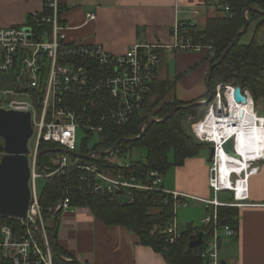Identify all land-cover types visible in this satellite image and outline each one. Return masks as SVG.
<instances>
[{"label": "built area", "instance_id": "built-area-1", "mask_svg": "<svg viewBox=\"0 0 264 264\" xmlns=\"http://www.w3.org/2000/svg\"><path fill=\"white\" fill-rule=\"evenodd\" d=\"M64 1L44 0V11L33 23L0 28V75L6 77L0 90V108L30 113L31 139H35L33 147L28 144L27 155L31 191L29 207L24 218L7 217L13 220L11 222L0 220V264H56L49 231L52 226L45 219L38 182L59 181L72 170L84 174L82 181L94 194L106 196L119 205L134 204L137 193L157 191L172 195L176 213L180 208H187L189 201L205 204L210 216L203 225L211 227L212 233L201 257L207 264H222L220 251L224 240L237 238L239 231L228 225L220 226L218 208L248 206L249 180L259 174V164L264 161V156L243 159L248 168L240 173H223L221 154L228 157L229 165L232 164L231 157L222 148L228 138L213 143L209 137L198 134V127L207 124L211 117H216L214 124L219 127L223 121L231 120L228 94L231 93L234 99V87L219 85L212 102L206 103L207 99L199 101L205 103L207 115L203 121L192 125L196 141L214 149L208 180L212 199L169 192L162 187L159 172L152 171L144 179L129 175L122 169L130 166L118 164L119 157L114 154L116 149L111 154H99L111 150L96 151V145L88 148V141L94 137H98L101 143L106 126H126L136 113L143 110L155 86L162 50L202 53L211 50V46L194 43L191 33L181 29L179 23L173 29L171 45L135 44L124 55L110 54L97 44L70 43L61 19ZM193 14L199 16L200 9H195ZM86 18L94 21L96 14L88 13ZM243 95L252 98L248 91ZM240 110L237 121L246 118V112L241 117ZM256 116H259L257 112ZM261 120L264 125V116H259L257 122L261 124ZM231 124L233 127L237 125L236 122ZM144 129L143 125L141 131ZM79 130L85 133L80 149ZM236 146L234 139L233 151L237 153ZM79 155H84L86 160L83 162ZM113 166L120 170L116 171ZM240 182L244 186L242 191L239 190ZM221 193L232 194V201H220ZM61 197L53 210L54 216L56 213H74L78 209L71 206L70 198L62 190ZM176 217L163 231L172 244L182 234Z\"/></svg>", "mask_w": 264, "mask_h": 264}, {"label": "trees", "instance_id": "trees-1", "mask_svg": "<svg viewBox=\"0 0 264 264\" xmlns=\"http://www.w3.org/2000/svg\"><path fill=\"white\" fill-rule=\"evenodd\" d=\"M212 2H216V14L207 19L204 28H199L190 21L179 22L182 26L181 29L191 33L194 43L206 47L211 46L212 49L206 54V60L210 63V67L222 58L223 54L230 49L237 34L244 29L246 25L244 11L255 7L264 12V3L256 5L249 0H205L206 5ZM226 8H229V12H226ZM40 16L41 14L30 16L27 22L33 23L35 18ZM247 17L250 24L259 22L254 36L249 43L243 44L242 38L248 32L247 30L237 39L236 45L228 51L222 63L214 68L210 88L215 93L219 85L240 87L243 92L250 93L256 104L264 99V43L259 42V33L264 29V15L249 12ZM179 80L178 77L175 80L160 81L157 76L154 89L147 97L143 110L136 113L126 126H106L103 140L94 149L100 152L111 150L119 142L114 154L120 157L129 148L145 147L148 152L145 162L133 163L128 169H122L125 173L141 179L146 178L152 171L165 175L173 168L182 167L187 160L197 158L202 149L208 148L210 145L199 144L183 128L182 119L185 114L196 117L205 109L204 105L188 110H179L163 122L148 123L140 140L125 141V139L140 135L141 127L149 120H162L177 107L187 105L177 99L172 101L166 99L172 91L176 90ZM208 97L209 92L207 91L203 97L192 101V103H197ZM44 147L45 145L42 144V148ZM82 150L85 151L84 146ZM84 157V155H79L83 162L86 160ZM113 169L120 170L117 166H113ZM82 178H84V174L72 170L66 176L61 177L59 181L45 183L40 195V202L46 221L53 223V227L49 229L51 236L58 227L53 210L62 199V190L65 196L70 198L73 208H88L94 217L106 226L124 227L137 236L139 244L161 254L168 264H207L201 254L206 250L212 233L211 227L188 224L182 232L181 238L174 244L170 243L168 236L164 234L163 231L177 216L172 195L160 191L141 192L136 194L134 204L119 205L116 202H111L106 196L94 194L82 181ZM58 216L60 218L61 214ZM218 216L220 226L228 225L239 231L240 208L220 207ZM0 220L13 221L7 217H0ZM200 235L203 236L202 244L190 249V244L197 241ZM56 243L59 254L64 256L58 239H56ZM55 262L56 264H80L77 261L66 263L56 253Z\"/></svg>", "mask_w": 264, "mask_h": 264}, {"label": "crops", "instance_id": "crops-1", "mask_svg": "<svg viewBox=\"0 0 264 264\" xmlns=\"http://www.w3.org/2000/svg\"><path fill=\"white\" fill-rule=\"evenodd\" d=\"M215 3L206 5L205 0H66L61 19L68 42L97 44L110 54L124 55L135 44L171 45L173 29L179 22L190 21L204 28L207 19L216 14ZM195 9H200L199 16L193 14ZM43 11L44 0H0V28L23 26L30 16ZM88 13L96 14V20L88 21ZM164 61L166 64L162 66ZM209 68L205 52L162 50L158 79L179 77L177 86L182 85L188 91L203 88V94L186 100L195 101L207 92ZM195 70L198 71L190 73ZM210 166L209 155L187 160L182 167H176V182L166 187L167 191L211 199ZM259 167V174L249 180L248 206L240 208L239 235L221 246V260L225 264H264V161ZM57 239L63 257L80 264H168L161 254L139 244L134 233L124 227L106 226L88 208L61 214Z\"/></svg>", "mask_w": 264, "mask_h": 264}, {"label": "water", "instance_id": "water-1", "mask_svg": "<svg viewBox=\"0 0 264 264\" xmlns=\"http://www.w3.org/2000/svg\"><path fill=\"white\" fill-rule=\"evenodd\" d=\"M249 2L259 5L264 3V0H249ZM255 12L264 15L263 11L255 7H250L244 11V16L246 19V25L242 31H240L233 43L231 48H233L237 39L244 35L249 28L248 13ZM228 49L222 56V58L213 64L209 68L207 75L206 88L209 92V97L206 103L212 101L214 97V92L210 88V81L212 77V72L215 67L220 65L227 55ZM234 99L238 104H246L248 99L243 95V91L240 87L235 88ZM205 103L197 102L187 106H180L169 113L167 117L162 120L151 119L144 124L146 126L148 123L153 122H163L166 121L172 114L178 112L179 110H188L195 106H202ZM241 117H244L245 112L243 109L240 110ZM144 131H141L140 135L135 138L125 139L126 142L138 141L142 138ZM33 135V126L31 121V114L26 112H16L7 111L0 108V138L3 140V145L0 146V152L4 154L0 161V217H10V218H24L27 214L31 199V191L29 187L30 180V168L28 164V153H29V141ZM119 142L109 151L108 153L99 154H111L117 147ZM234 139L228 138L222 145L224 152L234 159H240V155L233 151ZM48 152V151H45ZM214 149L211 147L209 149V161L213 160ZM59 213L55 214V218L60 223ZM57 234L58 227L55 229L52 235V244L55 253L58 257L66 262L71 263L73 261H67L62 255L59 254L57 249ZM202 235L199 239L190 244V249L196 248L202 244ZM225 264V262H222Z\"/></svg>", "mask_w": 264, "mask_h": 264}, {"label": "rangeland", "instance_id": "rangeland-1", "mask_svg": "<svg viewBox=\"0 0 264 264\" xmlns=\"http://www.w3.org/2000/svg\"><path fill=\"white\" fill-rule=\"evenodd\" d=\"M258 23L259 22H255V23L250 24L248 32L242 38L243 44H247L250 42V40L254 36V32L256 30ZM259 42L261 44L264 43V29L259 33ZM207 51H209V50H207ZM207 51H205V54H207ZM188 53H194V52H188ZM202 53H204V52H202ZM167 63H168V60H167ZM164 64H166V61H164L162 63V66H164ZM209 66H210V63H209ZM170 67H171L172 73H174V64L171 63ZM197 71L198 70H195L194 72L192 71L190 73H196ZM5 80H6V77L0 75V90L4 87L3 81H5ZM193 90L194 89L188 91L186 89V87H183L182 85H180V86H177V90L172 91V93L169 94L166 99L169 101H172L174 99H179V100L183 101V102L180 101L181 103L191 105L192 101H186V100H190L192 98H195V97L203 94V88H202V91L201 90L198 91V89L195 91H193ZM187 105H182V106H187ZM255 109H256V112L259 114V116H264V99L258 101L255 104ZM207 111L208 110L205 108L196 117H192V116L190 117L189 116L190 114H185V116L183 117L182 126L193 137H194V135L192 132V125H194L197 122L203 121L207 115ZM156 120H160V119H156ZM84 138H85V133L83 131L79 130L77 133L78 149H80L81 142ZM0 142H1V140H0ZM34 143H35V139H31L29 141V146L33 147ZM98 144H99L98 137H94L93 139L88 141V148L92 149L95 145H98ZM209 148L210 147L203 148L198 157H201V155H207L208 156L209 155V150H208ZM147 154H148L147 149L143 146H136V147L131 148V149L129 148V150L125 154H123L122 156H120L118 158V161H119L118 164L120 166H130L133 163L145 162ZM2 157H3V155L0 152V161H1ZM210 165H211V162H210ZM175 182H176V168L170 170L167 174L162 175V187L164 189H166V187L170 188L171 185L174 184ZM44 186H45L44 181L38 182V191L40 194L42 193ZM212 198H213V194L211 192V199ZM218 198L220 201L226 203L228 201H232V194L221 193ZM209 216H210V213H209L205 204L197 203V202H189V206L187 208H180L177 211L176 222L178 225V229L180 230V232H183L187 228L188 224H193L195 226L202 227L204 221ZM48 225L51 227L53 225V223L51 221H49ZM224 242L228 243V242H230V240L225 239ZM220 257H221V253H220Z\"/></svg>", "mask_w": 264, "mask_h": 264}, {"label": "bare ground", "instance_id": "bare-ground-1", "mask_svg": "<svg viewBox=\"0 0 264 264\" xmlns=\"http://www.w3.org/2000/svg\"><path fill=\"white\" fill-rule=\"evenodd\" d=\"M228 99L231 105L232 118L231 120H225L221 123V126L214 124L216 117L209 118L207 124H201L198 127V134L201 136L209 137L213 143L219 142L221 138H233L236 139L237 153L240 155V159L229 158L232 162L231 165L227 163L226 155L220 156V167L223 173H240L242 169L248 168V165L244 163L248 158L264 156V125L261 120L259 124L257 121L259 116H256L255 103L252 98L249 97L246 104H238L233 99L231 93L228 94ZM240 109L246 112V118L241 121H237V115ZM231 122H236L235 127L231 126ZM244 159V160H243ZM242 161V162H241ZM240 162L242 164H240ZM243 180V179H242ZM243 182L239 183V190L242 191L244 186Z\"/></svg>", "mask_w": 264, "mask_h": 264}, {"label": "flooded vegetation", "instance_id": "flooded-vegetation-1", "mask_svg": "<svg viewBox=\"0 0 264 264\" xmlns=\"http://www.w3.org/2000/svg\"><path fill=\"white\" fill-rule=\"evenodd\" d=\"M1 142H0V146L3 145V140L0 138ZM2 155L4 156V154L2 153ZM3 158V157H2Z\"/></svg>", "mask_w": 264, "mask_h": 264}]
</instances>
